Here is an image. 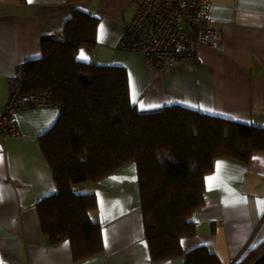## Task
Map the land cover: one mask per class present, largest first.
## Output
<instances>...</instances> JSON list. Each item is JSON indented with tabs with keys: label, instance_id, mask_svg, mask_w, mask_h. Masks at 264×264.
Masks as SVG:
<instances>
[{
	"label": "crops",
	"instance_id": "obj_1",
	"mask_svg": "<svg viewBox=\"0 0 264 264\" xmlns=\"http://www.w3.org/2000/svg\"><path fill=\"white\" fill-rule=\"evenodd\" d=\"M143 1L0 0V112L17 66L40 59L41 40L61 37L72 12L80 11L98 27L95 46L80 49L76 59L126 69L138 112L180 106L264 128V0H211L209 27L220 34V48H201L196 60L160 71L148 68L140 54L115 50ZM58 114L56 107L19 111L17 135L0 139V264H154L134 164L84 184V194L96 198L89 219L101 227L102 254L75 262L68 240L51 243L41 232L37 205L56 186L38 138ZM213 176L218 179H206ZM204 188L203 204L190 217L194 234L180 242L183 255L159 264H184L185 254L199 247L233 264L264 242V153L247 163L217 160Z\"/></svg>",
	"mask_w": 264,
	"mask_h": 264
},
{
	"label": "trees",
	"instance_id": "obj_2",
	"mask_svg": "<svg viewBox=\"0 0 264 264\" xmlns=\"http://www.w3.org/2000/svg\"><path fill=\"white\" fill-rule=\"evenodd\" d=\"M97 27L96 18L73 11L60 39L43 38L41 58L23 65L22 92L50 93L59 112L38 138L56 186L37 205L39 227L51 243L68 240L75 262L102 254L101 227L89 219L95 195L76 190L134 164L145 241L159 264L183 255L181 239L194 234L190 217L203 204L215 162L247 163L264 153V128L180 106L138 112L126 69L76 59L95 46ZM263 253L264 242L233 264H252ZM184 264L221 263L199 247Z\"/></svg>",
	"mask_w": 264,
	"mask_h": 264
},
{
	"label": "built area",
	"instance_id": "obj_3",
	"mask_svg": "<svg viewBox=\"0 0 264 264\" xmlns=\"http://www.w3.org/2000/svg\"><path fill=\"white\" fill-rule=\"evenodd\" d=\"M210 8L211 0H144L115 50L140 54L154 71L194 61L201 48L217 51L220 34L209 27ZM24 80V66L18 65L8 80L9 97L0 112V139L17 135V112L56 106L48 93L24 94Z\"/></svg>",
	"mask_w": 264,
	"mask_h": 264
},
{
	"label": "snow or ice",
	"instance_id": "obj_4",
	"mask_svg": "<svg viewBox=\"0 0 264 264\" xmlns=\"http://www.w3.org/2000/svg\"><path fill=\"white\" fill-rule=\"evenodd\" d=\"M28 2L29 3H32L33 2V0H28ZM103 30V26H101V31ZM135 102V101H134ZM221 165L218 163V168L220 167ZM208 181H214V180H217L218 179V177L217 176H213V177H209V178H206ZM260 203V205H261V207H264V201H262V202H259ZM106 246H107V244H106Z\"/></svg>",
	"mask_w": 264,
	"mask_h": 264
},
{
	"label": "rangeland",
	"instance_id": "obj_5",
	"mask_svg": "<svg viewBox=\"0 0 264 264\" xmlns=\"http://www.w3.org/2000/svg\"><path fill=\"white\" fill-rule=\"evenodd\" d=\"M58 39H60V37H58ZM84 184H86V183H84ZM84 184L81 185L80 189L76 190V193H86L85 189L88 188V187L86 185H84ZM88 184H90V183H88Z\"/></svg>",
	"mask_w": 264,
	"mask_h": 264
},
{
	"label": "water",
	"instance_id": "obj_6",
	"mask_svg": "<svg viewBox=\"0 0 264 264\" xmlns=\"http://www.w3.org/2000/svg\"><path fill=\"white\" fill-rule=\"evenodd\" d=\"M264 262V253L261 254L252 264H261Z\"/></svg>",
	"mask_w": 264,
	"mask_h": 264
},
{
	"label": "bare ground",
	"instance_id": "obj_7",
	"mask_svg": "<svg viewBox=\"0 0 264 264\" xmlns=\"http://www.w3.org/2000/svg\"><path fill=\"white\" fill-rule=\"evenodd\" d=\"M48 93V92H47ZM40 94V93H39ZM48 94H50V93H48ZM51 95V94H50ZM51 97H52V95H51ZM53 99V98H52ZM55 103V102H54Z\"/></svg>",
	"mask_w": 264,
	"mask_h": 264
},
{
	"label": "clouds",
	"instance_id": "obj_8",
	"mask_svg": "<svg viewBox=\"0 0 264 264\" xmlns=\"http://www.w3.org/2000/svg\"><path fill=\"white\" fill-rule=\"evenodd\" d=\"M54 107H56V106H54Z\"/></svg>",
	"mask_w": 264,
	"mask_h": 264
}]
</instances>
